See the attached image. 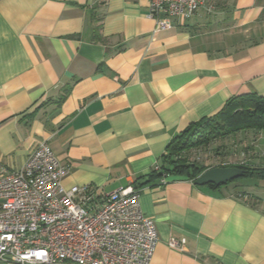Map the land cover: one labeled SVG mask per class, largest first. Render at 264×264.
I'll return each mask as SVG.
<instances>
[{"label":"crops","instance_id":"0c3cea01","mask_svg":"<svg viewBox=\"0 0 264 264\" xmlns=\"http://www.w3.org/2000/svg\"><path fill=\"white\" fill-rule=\"evenodd\" d=\"M148 13V0H0V173L47 141L65 187L139 191L159 233L152 264H264V180L136 183L188 126L264 96V0H204L158 33ZM231 136L226 164L264 166V129Z\"/></svg>","mask_w":264,"mask_h":264},{"label":"built area","instance_id":"2783aa9c","mask_svg":"<svg viewBox=\"0 0 264 264\" xmlns=\"http://www.w3.org/2000/svg\"><path fill=\"white\" fill-rule=\"evenodd\" d=\"M154 33L187 20L204 0H148ZM68 168L47 141L20 169L0 173V264H152L159 233L133 186L98 192L63 184ZM185 240L170 238L182 249Z\"/></svg>","mask_w":264,"mask_h":264},{"label":"trees","instance_id":"16d2710c","mask_svg":"<svg viewBox=\"0 0 264 264\" xmlns=\"http://www.w3.org/2000/svg\"><path fill=\"white\" fill-rule=\"evenodd\" d=\"M262 129H264V96L255 92L234 96L226 102L218 113L202 119L198 123L191 124L176 135L170 141L168 153L165 155L159 169L137 177L136 183L140 179H145L146 181L140 183L142 186L150 183L154 178H161L170 174L187 176L195 182L197 177L209 166L201 164L197 160H191L188 156L191 150L207 147L215 140L225 139L231 135H236L240 131H259ZM221 166L242 168L244 170L242 178L264 180V166H251L242 163ZM209 185L217 186L211 183Z\"/></svg>","mask_w":264,"mask_h":264},{"label":"rangeland","instance_id":"374dc122","mask_svg":"<svg viewBox=\"0 0 264 264\" xmlns=\"http://www.w3.org/2000/svg\"><path fill=\"white\" fill-rule=\"evenodd\" d=\"M236 145L237 139L230 136L225 139L215 140L207 147L193 149L188 153V156L191 160H197L205 165L226 164L230 161L237 162ZM251 179L241 177L237 181L246 183L247 181H253Z\"/></svg>","mask_w":264,"mask_h":264},{"label":"water","instance_id":"95a60500","mask_svg":"<svg viewBox=\"0 0 264 264\" xmlns=\"http://www.w3.org/2000/svg\"><path fill=\"white\" fill-rule=\"evenodd\" d=\"M244 174L242 168L236 166H216L205 170L195 180V184L204 186L207 184L221 185L233 181Z\"/></svg>","mask_w":264,"mask_h":264}]
</instances>
